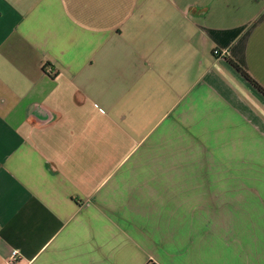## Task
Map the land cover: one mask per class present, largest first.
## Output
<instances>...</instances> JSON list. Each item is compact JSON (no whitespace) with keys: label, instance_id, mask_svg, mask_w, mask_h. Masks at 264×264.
I'll return each instance as SVG.
<instances>
[{"label":"crops","instance_id":"0c3cea01","mask_svg":"<svg viewBox=\"0 0 264 264\" xmlns=\"http://www.w3.org/2000/svg\"><path fill=\"white\" fill-rule=\"evenodd\" d=\"M230 62L264 90V0H0V264H264Z\"/></svg>","mask_w":264,"mask_h":264},{"label":"trees","instance_id":"16d2710c","mask_svg":"<svg viewBox=\"0 0 264 264\" xmlns=\"http://www.w3.org/2000/svg\"><path fill=\"white\" fill-rule=\"evenodd\" d=\"M231 66H233V68H235V70L240 73L249 83H251L261 94L264 95V90L257 85L250 77L249 75L246 73V71H244L242 68H240L239 66H237L236 64L230 62Z\"/></svg>","mask_w":264,"mask_h":264},{"label":"built area","instance_id":"2783aa9c","mask_svg":"<svg viewBox=\"0 0 264 264\" xmlns=\"http://www.w3.org/2000/svg\"><path fill=\"white\" fill-rule=\"evenodd\" d=\"M213 54H214L216 57H218V56L221 55L220 51L217 50V49L214 50ZM8 264H20V263H19V256H18L17 251H13V252L11 253V256H10V258H9V260H8Z\"/></svg>","mask_w":264,"mask_h":264}]
</instances>
